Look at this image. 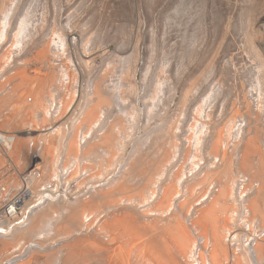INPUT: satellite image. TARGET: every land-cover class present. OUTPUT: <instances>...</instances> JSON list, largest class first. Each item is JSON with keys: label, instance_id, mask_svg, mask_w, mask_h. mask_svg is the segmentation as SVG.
<instances>
[{"label": "rangeland", "instance_id": "1", "mask_svg": "<svg viewBox=\"0 0 264 264\" xmlns=\"http://www.w3.org/2000/svg\"><path fill=\"white\" fill-rule=\"evenodd\" d=\"M6 8H13L11 13L14 15L8 39L0 41V66L4 64L0 67V80L5 76L9 80L15 72L24 70L39 72L42 75L53 70L60 75L67 65L68 71L77 73L79 77L78 82L72 81L69 85H74L77 94L81 95L79 112L84 113L91 106L90 101L96 102L93 97L94 87L104 77L103 90L108 104L103 105V126L102 129L101 126L95 127L87 142L92 139L97 141L106 128L118 120L122 128L119 129L117 137L122 141V147L102 179L105 184L101 188L103 191H108L110 187L118 188L117 182L124 175L129 160L139 151L150 150L155 140L161 136H167L170 144L174 145L173 163L158 169L132 172L129 188L118 195L120 199L137 198L138 192L145 189L147 176L152 175L155 181L159 180L158 185L160 184L162 189L175 184L179 189L177 191L182 193L183 186V189L192 187L193 200L187 198L188 202H192L206 193L209 183L222 182V176H213V179L203 183V177L209 173L217 174L228 156L232 164L230 176L234 181L237 171H243L255 181H261L260 189H264V166L260 161L262 156L253 154L251 166L247 170L239 168L240 160L238 161L250 136L256 139L259 147L261 146L264 160V0H0V20ZM25 14H29L30 35L23 47L13 48L11 33L16 28L20 16ZM56 33L60 36L64 33L67 48H64L62 39ZM43 46L48 48L47 60L37 57L39 49ZM77 46L90 55L92 62L89 65L83 63ZM3 55L10 56V59L5 61L2 59ZM68 58H71V63ZM65 74L63 79L67 82L68 77ZM33 88L25 91L26 94L25 89L21 87L8 89L6 94H1L4 88H0V120L4 118L0 121L1 160L8 158L6 148L11 142L19 145L29 141L24 139L25 126L28 125L24 119L28 117L24 115L25 109L17 107L15 103L18 101L16 95H20L21 99L25 95L23 101H26L34 94V103L36 92L41 95L43 92H49L39 87L37 88L40 91ZM209 94L210 99L204 101ZM48 95L45 97L48 98ZM29 102L26 104L30 106L31 101ZM202 102L203 113L198 117L197 110ZM246 107L257 116L256 120L249 119L245 112ZM235 109H238L239 113L235 114ZM229 122V134L224 138L223 149L220 155L216 154V158L210 151L211 141L217 136V130L229 125ZM198 137L201 138L199 148L196 147ZM14 151L12 150L14 154L10 153L11 157L15 158ZM190 153L199 156L195 163L192 162L195 160ZM223 155L227 157L224 158ZM4 161L3 165L0 161V166H5L7 160ZM27 162L25 166L29 168L30 164L33 168L38 159L32 164L28 159ZM214 162L217 164L213 165L211 170ZM48 166L47 163L45 167L38 168H47L46 175H49L48 168L51 167ZM22 167L23 171L30 170ZM175 167L177 170L173 174ZM25 173L15 172L17 176L14 173L13 176L19 178L17 180L20 182L24 179L23 175H27ZM0 174V178L6 181L7 174ZM160 174L162 178L158 179ZM182 178L184 180L180 184L178 179ZM4 181L0 182V189L6 186L3 185ZM201 185L202 189H199L197 194L196 188ZM63 189L68 191L62 185L58 186L57 193L61 200H65ZM150 190L154 194L157 193L154 187ZM148 195L145 189V200L151 198ZM262 198L264 199L262 195L258 196L256 202L264 209ZM63 205L69 207L67 200ZM157 205L159 202H153L143 212L148 215L147 224L151 225L155 221L161 225L164 221L171 222L179 217L176 212L168 218L149 216V213L158 208ZM108 207L107 205L103 208L106 216L102 223L104 220L107 223L109 219L110 214L105 210ZM126 210L139 213L141 211L134 205L121 206L120 212ZM179 219L183 224L182 218ZM106 236L105 232H102L101 241L103 240L106 246L100 251V264H110L107 253L111 246L116 250V261L114 258L113 264H124V260L122 263L118 262L119 258L122 260L125 257L121 255L123 251L133 256L132 252L124 250L119 240L112 241L111 244L105 241ZM31 239L32 237H28L24 240ZM3 240L5 239L0 242ZM51 246L59 250L58 241ZM9 247L12 248L11 245ZM117 248L122 250L118 251ZM59 255H56L55 264L61 260ZM118 255L122 257L118 258ZM50 260L52 261V258Z\"/></svg>", "mask_w": 264, "mask_h": 264}, {"label": "bare ground", "instance_id": "2", "mask_svg": "<svg viewBox=\"0 0 264 264\" xmlns=\"http://www.w3.org/2000/svg\"><path fill=\"white\" fill-rule=\"evenodd\" d=\"M12 10L13 8H6V11L1 15L0 41L6 40L9 37V30L12 27L14 15V13H11ZM28 16L29 14L20 16L16 28L11 33L13 48L23 47L30 35ZM62 34L60 36L59 33H56L62 39L64 48H67L63 37L64 33ZM54 42L56 43V40ZM77 49L80 52L79 54L82 57L83 63L89 65L92 62L90 55L85 50L81 51L82 48L79 46H77ZM48 55V48L43 46L39 49L37 57L47 60ZM9 57L4 56V58H1L6 61L10 59ZM69 63H71V58L69 59ZM3 65L0 67L2 68ZM29 71L15 72V75L13 77L11 75L9 80H7V76L0 80V88H4L1 94H6L8 89L14 90L20 87L21 89H25L24 94H26L25 91L28 89V91L32 90L31 88L35 87V85L49 91V95L45 94L47 92H43V96V93L41 95V93L39 94L33 90L36 92L34 103L32 102L34 94L33 97H28L26 101H23L25 95H23V99L20 98V95H16L18 96V101L14 102L15 105L25 109L24 115L28 117H24L25 122L28 124L25 126V130L26 127H29L28 130H32L34 133H25L26 137L24 139L29 140L28 143L15 145V143L11 142L10 146L6 148L8 158L6 157L7 159L4 160H7V163L5 166H0V172L7 174V177H5L6 181L0 178L1 181H4L3 185L6 184L5 190H3L4 188L0 189L1 201L12 199L14 201L19 200V202L22 200V204L24 202L21 212H18L17 218L13 215V212L11 216L8 215L10 217L9 222L13 223L16 231L11 236H0V238L5 239L0 242V259L9 257L13 249L21 248L23 246L21 245L22 242H25L26 238L32 237L27 242L34 241L36 245L28 257L19 264H51L52 262H54L52 264H55L56 255L58 254H60L61 260L57 261V264H100V251L106 246L103 240L101 241V236L102 232H105V236L107 235L104 237L105 241L111 244L112 241L117 242L120 240L124 250L132 252L133 256H130L126 254L127 252L123 251L124 253L121 255L125 257L122 260L119 258L121 255H118L119 261L118 259L117 261L122 263L121 261L124 260V264H192L190 259L192 258V251L197 244L198 237L206 240L204 249L210 251L212 264H264V239L262 237V234H264V209H261L256 202L258 196L262 195L264 197V189H260L262 185L261 181H255L252 176L245 172L237 171L239 175L242 173L248 176L249 179L246 188L237 194L239 175L236 173L235 181L231 178L232 164L229 161L230 156H228L226 161L223 159L225 162L217 174L209 173L203 177L204 183L213 176H222V182L209 183L206 193L197 200L192 201L194 192L192 187L183 189L185 187L183 186L182 193L177 191L178 188L175 184H172L167 189H162L163 187L160 184L158 185L159 180L155 181L152 175L147 176L144 187L151 196L149 200H145L144 198L145 189L138 192L139 194L135 199H120L118 195L129 188V183L132 181V172L149 168L158 169L170 166L173 163L175 158L172 147L174 145L170 144L167 136H161L155 140L150 150L139 151L129 160L125 167L124 175L117 182L119 184L118 188L114 189L110 187L108 191H103L101 188L105 184L102 182V179L105 178V173L109 171L112 163L115 161L117 155H119L120 147H122V141L117 137L119 129L122 128L118 120L111 123L97 141H92V139L87 142V138L93 129L100 126L102 129L103 126L101 125L103 105L108 104L103 90L104 77L94 87L93 97H95L96 102H92V104L90 101L91 106H89V109L81 113L79 112V108L81 110V95L77 94V90L73 87L74 85L72 87L69 85L72 81L73 83L78 82L79 77L77 73H70L69 71L71 70L68 71L67 65L64 66L60 75L53 70L44 75L39 72L35 73L34 71V74L32 71ZM64 73L68 77L67 82L63 79ZM37 87L35 88L38 89ZM37 91H40V89ZM260 91L261 96H263L262 87H260ZM16 93L18 94L19 92L16 91ZM7 95L9 96V94ZM45 95H48V98ZM210 97V94L207 95L204 101H208ZM29 101H31L30 106L26 104L27 102L30 103ZM203 109L204 102L200 103L198 107V117L202 116ZM234 112L235 114L239 113L238 109H235ZM245 112L248 114L249 119L256 120L257 116L253 115L249 107H246ZM3 119L0 121L2 122ZM12 121L11 119L10 122L12 123ZM195 126L193 129H195ZM1 129L0 131H2ZM229 131L230 122L229 125L220 127L217 130V136L211 141L210 151L215 154L216 158L223 149V140L229 134ZM83 139L84 142H82ZM32 141H34L35 145L33 148L35 149L34 153H30L32 152L30 148ZM256 142L253 136H250L245 142L243 154L238 159V161L240 160L239 168L247 170L251 166V156H254L253 154L255 153L263 157L260 149L261 146L259 147ZM200 143L201 138L198 137L196 147L199 148ZM26 145L27 147H25ZM12 150L16 151H14L16 153L15 158L14 156L11 157L10 152ZM64 152L65 155L63 154ZM61 156L65 158V161L60 162ZM192 156L195 160L192 162L195 163L199 159L197 158L199 156H194V154ZM262 157H260V161L264 166ZM27 159L31 161V164L38 159V163L36 162L37 167H45L48 163L51 167L48 168L50 171L48 172L49 175H46L47 168L44 169L43 167V172L40 174L41 178L36 180L34 177L35 172H31L30 166L32 165L29 164L31 177L28 183L23 182L21 184L20 182L22 181L19 182V178L13 175L15 172L23 174L28 171H23L22 167H27L25 166V163L26 165L28 163ZM4 160L0 159L2 165L5 162ZM216 164L214 162L212 166L210 165L212 167L211 170L214 168L213 165ZM177 167H179L178 164ZM177 167L173 169L174 173L173 171L171 173L175 174ZM69 168L72 169L71 172ZM203 171H201L202 174ZM15 175L17 176V174ZM61 175L67 176L63 186L68 191L63 190V193L61 192L65 200H61L57 193L59 184H57V188L55 189L54 186H49L53 180L58 179ZM161 178L162 175L160 174L158 179ZM182 180L184 179H178L180 184ZM67 184L69 185L67 186ZM255 184H257L256 187ZM17 185L19 186L16 188ZM12 186L15 187L13 188ZM0 187L2 186L0 185ZM152 187L157 189L156 194L150 190ZM12 188V192H9ZM199 189H202V185L196 188L197 194ZM69 195L72 197H68ZM188 197L192 199V202L187 201ZM66 200L69 207L62 206V203ZM58 201H60L61 205H59ZM153 202H159V205H157V209L149 213V216L168 218L176 212L179 214V217L172 220V224L167 221H164L161 225H158L155 221L151 222V225L147 224L146 218L148 215L143 214V212ZM13 205L15 204L13 203ZM107 205L109 207L105 210L110 216L107 223L104 220L103 224L102 220L106 216L103 213V208ZM124 205L127 207L132 205L137 206L141 211L140 213L132 212L131 210L120 212L121 206ZM179 218H182L183 224ZM17 220L22 221L21 224H25L26 226L18 227L20 223ZM150 231L154 234L166 231L170 237L165 239L163 236V241L158 238L159 241L153 243L151 239L150 241L148 240L149 243H146L145 238L149 236ZM165 236L167 235L165 234ZM129 238L130 240L127 241ZM56 241L59 243V246H57L59 250H56L55 246H51ZM150 242L153 244L150 245ZM10 245L12 248L9 247ZM120 249L122 250V248ZM120 249L118 251H121ZM53 250L56 251L53 252ZM145 250L147 253H145ZM115 251L111 246L107 253L110 264H113ZM165 252L169 254L164 255V258L167 256L166 262L163 258V254H166ZM51 258L52 261L50 260ZM204 264L207 263L204 262Z\"/></svg>", "mask_w": 264, "mask_h": 264}, {"label": "built area", "instance_id": "3", "mask_svg": "<svg viewBox=\"0 0 264 264\" xmlns=\"http://www.w3.org/2000/svg\"><path fill=\"white\" fill-rule=\"evenodd\" d=\"M28 129H29V127H27L25 130L27 133H34V132H32V130H28ZM30 135H32V134H30ZM82 142H84V139L82 140ZM41 144H40V147H41ZM82 145H84V144H82ZM34 147H35L34 141H32L30 144V148L32 150L31 153L35 152V149H33ZM63 154L65 155V153H63ZM60 160H61L60 162L65 161V158L62 157V158H60ZM36 164H34L33 168H31V172H35L34 177L37 180V179L41 178L40 174H42V172H41L40 168H38L36 166ZM66 168H68V167H66ZM29 171L26 172L27 175L24 176V180L22 181V184H23V182L28 183V180L31 177V174H30L31 172H29ZM69 171L71 172L72 169L69 168ZM238 173H237V175H239ZM66 178H67L66 175H61L58 179L53 180L52 183L49 184V186H54V189L57 188V184H59V186L60 185L63 186V184H65ZM248 182H249L248 176L240 173L239 181H238L237 194L246 188ZM72 183H74V182H72ZM240 183H241V185H240ZM68 185L69 184H67V186ZM256 185L257 184H255V187H256ZM12 187L14 188L15 186H12ZM17 187L18 186H16V188ZM13 188L9 192H12ZM5 189L6 188L4 187L3 190H5ZM13 203L15 205H13ZM23 204H24V202H23ZM23 204H22V200L19 202V200L14 201L12 199L11 200L8 199V200H2L1 201V199H0V236H2V237L11 236L16 231L14 229L13 223L11 221L9 222L10 217H8V215L11 216L12 212H13V215H15L17 218L18 212H21V208H22ZM17 221H19V220H17ZM10 223H12V224L9 225ZM19 223H20V225L18 227L26 226L25 224H21L22 221H19ZM262 237L264 239V234H262ZM205 242H206L205 239L198 237L197 244H196L194 250L192 251L193 254L191 253L192 258L190 259V262L192 264H204V262H206L207 264H212L211 258H210V251L208 249H204L205 248L204 247ZM34 243H35L34 241L22 242L21 245H23V246H21V248L18 247L16 250L13 249L11 251V253L9 254L10 255L9 257H7V258L3 257L2 259H0V264H19L24 259H26L28 257V255L33 251V249L36 245Z\"/></svg>", "mask_w": 264, "mask_h": 264}, {"label": "crops", "instance_id": "4", "mask_svg": "<svg viewBox=\"0 0 264 264\" xmlns=\"http://www.w3.org/2000/svg\"><path fill=\"white\" fill-rule=\"evenodd\" d=\"M172 222H173V221L168 222V223L172 224ZM170 224H169V225H170ZM151 232H152V231H150V232H149V236H146L147 238H145L146 243H149V241H150L151 239H152L151 241L154 243V242H156V241L162 240L163 236L165 237V239H168V237H170V236H168V234H167L166 231H164V233L166 232L165 234H166L167 236H165L164 233L154 234V233H151ZM162 234H163V235H162ZM151 235H152V237H151ZM155 236H156L157 238H156ZM176 236H177V235H176ZM166 237H167V238H166ZM174 237H175V236H174ZM158 238H159V240H158ZM129 240H130V238L127 239V241H129ZM148 240H149V241H148ZM162 241H163V240H162ZM119 243L121 244V241H120V240H119ZM153 243L150 242V245L153 244ZM151 248H152V247H151ZM145 253H147L146 250H145ZM165 253H166V252H165ZM174 254H175V252H174ZM176 254H177V253H176ZM164 255H169V254H168V252H167L166 254H163V258H164ZM166 258H167V256H166ZM166 258H164V260H165ZM165 262H166V260H165ZM165 264H166V263H165Z\"/></svg>", "mask_w": 264, "mask_h": 264}]
</instances>
